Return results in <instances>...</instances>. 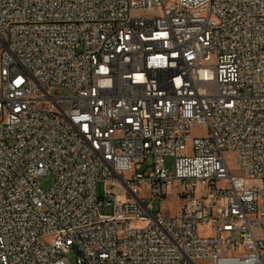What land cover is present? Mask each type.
I'll list each match as a JSON object with an SVG mask.
<instances>
[{
  "label": "built area",
  "instance_id": "2783aa9c",
  "mask_svg": "<svg viewBox=\"0 0 264 264\" xmlns=\"http://www.w3.org/2000/svg\"><path fill=\"white\" fill-rule=\"evenodd\" d=\"M0 264H264V0H0Z\"/></svg>",
  "mask_w": 264,
  "mask_h": 264
},
{
  "label": "rangeland",
  "instance_id": "374dc122",
  "mask_svg": "<svg viewBox=\"0 0 264 264\" xmlns=\"http://www.w3.org/2000/svg\"><path fill=\"white\" fill-rule=\"evenodd\" d=\"M201 132H202V130L200 128H195V129H193L192 133H201ZM165 163H166V167L168 169L172 168V158L167 157L165 159ZM36 181L41 188L45 189L52 182V174L49 172L45 175L37 177ZM219 185H223V183H219ZM96 187H97L98 197L102 198L103 197L102 183H98ZM175 197H176V188H173L170 195L165 196L164 197L165 200H163L162 202L160 201L159 197H154L153 199H149L148 197H144V201L146 203L150 202L152 204V210L154 212L158 211V210H162L163 215H170L176 209ZM98 210H99L100 214H110L112 212L111 205H107V204H105V202H103L99 205ZM132 223L135 226L139 225L138 221H132ZM203 232L204 231H202V229H198L199 235L202 234ZM72 259H73V256L69 255L68 260L71 261Z\"/></svg>",
  "mask_w": 264,
  "mask_h": 264
}]
</instances>
